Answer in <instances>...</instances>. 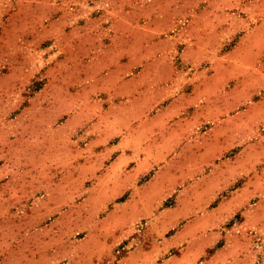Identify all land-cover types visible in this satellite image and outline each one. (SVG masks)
Masks as SVG:
<instances>
[{"label":"rangeland","instance_id":"rangeland-1","mask_svg":"<svg viewBox=\"0 0 264 264\" xmlns=\"http://www.w3.org/2000/svg\"><path fill=\"white\" fill-rule=\"evenodd\" d=\"M0 264H264V0H0Z\"/></svg>","mask_w":264,"mask_h":264},{"label":"crops","instance_id":"crops-1","mask_svg":"<svg viewBox=\"0 0 264 264\" xmlns=\"http://www.w3.org/2000/svg\"><path fill=\"white\" fill-rule=\"evenodd\" d=\"M167 179H169V178H167ZM167 179L163 178L162 180H160V189H165L168 185H170V180H167ZM213 192H215V191H213Z\"/></svg>","mask_w":264,"mask_h":264}]
</instances>
